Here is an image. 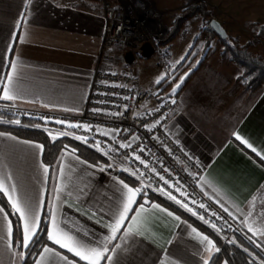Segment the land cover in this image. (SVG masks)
I'll return each instance as SVG.
<instances>
[{"label":"crops","instance_id":"0c3cea01","mask_svg":"<svg viewBox=\"0 0 264 264\" xmlns=\"http://www.w3.org/2000/svg\"><path fill=\"white\" fill-rule=\"evenodd\" d=\"M151 1L170 24L186 7L183 0ZM204 1L212 17L225 27L230 36L242 43L255 36L252 23L264 25V0ZM102 3L103 0H0V75L10 70L11 60L17 59L22 97L6 102L22 107L72 109L71 112L84 108L95 68L99 63L108 65L105 51L101 49L106 26ZM22 14L27 17L26 23L21 20ZM202 24L203 21L196 16L186 25L182 35L193 40ZM191 30L190 35L188 31ZM21 34L25 35L23 43L19 39ZM250 49L258 51L253 46ZM221 61L211 56L206 58L189 82L181 86L170 127L204 165L201 191L235 221L244 234L264 246V159L236 139L239 135L264 154V87L247 92L236 81L240 74L238 67L229 58ZM5 133L16 137V140L0 137V175L11 174L13 182L23 189L24 195L36 201L43 187L45 203L46 200L49 203L53 196L52 188L58 182L54 177L59 173V163L63 159L65 172L59 182L66 188L57 201L61 205L60 218L78 221L96 238L109 234V229L97 220L102 218L104 223L112 222V217L105 212L119 196L116 181L122 180L129 187H137L114 171L117 162L96 164L75 154L79 160L87 162L81 164L70 155L62 157V153L70 152L63 150L50 168L43 161V153L21 143L40 142ZM41 163L49 167L46 185ZM101 166L105 167V171L99 170ZM123 169L133 173L132 167L122 162ZM153 204L159 205V208H153ZM140 205H144L138 217L142 234L132 235L125 242L119 239L123 235L121 228L117 233L118 239L109 245L112 248L117 243L121 244V248L113 254V264H161L162 260L171 264H204L205 259L210 262L216 251L206 252V242L202 244L192 228L207 236L215 245L207 232L154 200L151 195L137 196V203L132 207L137 209ZM0 207L3 206L0 204ZM101 208L105 212H101ZM85 209L89 213L97 211V217L89 218V215L82 214ZM168 212L172 215L169 216ZM249 212H252L251 216ZM132 215H135L134 211L129 213V219ZM9 220L12 221L10 215ZM127 223L128 220L125 225ZM253 232L256 234L253 235ZM21 234L22 241V229ZM0 237V264H24V260L13 257L7 249L3 214H0ZM12 243L17 253L24 251L16 249L14 224ZM46 245L67 256L74 264H86L67 249H61L52 242ZM44 246L27 264H35ZM104 264L107 262L104 261Z\"/></svg>","mask_w":264,"mask_h":264},{"label":"built area","instance_id":"2783aa9c","mask_svg":"<svg viewBox=\"0 0 264 264\" xmlns=\"http://www.w3.org/2000/svg\"><path fill=\"white\" fill-rule=\"evenodd\" d=\"M102 8L106 18L102 51L111 47L140 50L144 42H150L156 49L164 38L166 27L161 12L151 0H103ZM211 30L210 22H204L199 38L207 39ZM175 104L174 95L146 89L133 71L99 63L81 111L12 104L4 106V110L16 117L39 120L48 127H59L72 138L87 137V143L74 139L105 155L108 162H117L116 172L122 171V162L131 166L137 187H143L146 196L151 192L161 195L209 230L220 234L225 241H232V235L241 232L240 227L201 191L204 165L170 127ZM56 120L64 123L57 124ZM69 124L87 125L90 130L69 128ZM137 156L139 159L135 158ZM169 195L175 196L180 203ZM184 204L187 208L182 206ZM201 204L204 207H200ZM189 208L192 211H188Z\"/></svg>","mask_w":264,"mask_h":264},{"label":"snow or ice","instance_id":"6c2138e0","mask_svg":"<svg viewBox=\"0 0 264 264\" xmlns=\"http://www.w3.org/2000/svg\"><path fill=\"white\" fill-rule=\"evenodd\" d=\"M30 2V0H29ZM27 7V4L25 5ZM21 20L23 22H27V17L22 14ZM17 27H20V22L17 23ZM16 38L15 33L13 34V39ZM20 42L23 43L25 40V35L21 34ZM11 47H9L8 51L11 52ZM18 63L17 59H13L10 61V70L6 73L0 75V88H2V92H0V100L3 101H16L21 99V90L18 85ZM187 76V73L185 74ZM185 77H181V83H183ZM163 77H160L156 83H160ZM180 87V84H176L172 89V92L175 93L176 89ZM47 107V105H45ZM65 111H70L72 109H64ZM57 124H63L64 121L56 120ZM0 123H11L15 125L20 124L19 119L13 120H3ZM159 123V121H157ZM69 128H83L84 131H89V127L87 125H78V124H69L67 125ZM155 125H153L154 127ZM34 127L39 128L40 125H34ZM47 130V129H46ZM70 135L67 132H58L53 135L52 132H49V136L53 141L57 139L58 136ZM0 137H4L10 140H16V137L9 136L5 132H0ZM81 142L87 143L88 138L85 136H75L74 137ZM237 140H241V143H244L248 148H250L253 152H255L261 159H264V154L257 151L255 147L249 144L246 140H242V138L237 135ZM26 145H29L32 148L38 149L40 153H43L44 146L41 144H33L30 141H21ZM130 145H121V147H129ZM97 150H99V145H96ZM67 149V145L65 146ZM143 151V149H141ZM75 149H72L68 153H62V157L67 154L75 158L81 164L87 163L86 161L79 160V157L75 156ZM139 159V157H135ZM143 163V161H141ZM88 167H94L93 165H88ZM107 167H112V165H108ZM147 167V165H145ZM40 168L43 170L44 174V184L48 183V174L49 167L45 164L41 163ZM100 171H105V167L101 166ZM127 171V169H123ZM65 172V164L63 159H61L59 163V173L56 174L54 179L58 182L52 188L53 196L50 202L47 205V213L44 217V222L42 223L41 212L45 208V199L44 192L45 189L42 187L40 192V198L38 201L28 198L24 195L23 189L18 187L16 183L13 182V176L11 174L8 175H0V193L3 194L4 197L7 198L8 205L11 209V214L17 217V231L19 232L22 229L23 239L22 241L17 240L16 247H22L24 251H20L17 253L13 249V222L9 220V213L5 211L3 207H0V214H3L4 221V231L6 233L7 239V249L13 255V257H18L20 261L25 259L26 250H29L31 246L38 242L39 233L44 231L45 228L47 230V238L53 244L58 245L61 249H67L68 252L72 253L74 256L78 257L80 261H85L86 264H101V261H106L107 264H113L114 256L113 254L117 252L118 249L121 248V244L117 243L112 248H109V245L113 240L118 239L117 233L120 232L121 228H123V235L119 237L120 240L127 241V238L135 235L142 234L139 231V221L138 217L144 209V205H140L139 208L133 209V205L137 203V196L143 194L145 197L147 195L146 192L143 191V187L132 188L129 187L127 183L122 180H117V184L119 187L116 191L119 193L118 197H115L116 203L110 204L107 208L106 212L103 208L100 209L101 212H105L106 215H110L112 217L111 223H104L102 218L97 220V223H103L105 227L109 229V234L103 236L102 238H96L94 233H91L88 229L83 228L79 225L78 221H73L68 218L61 219L59 216L60 206L57 204V201L60 199V194L65 191L66 185L59 182V178L64 175ZM135 175V173H132ZM143 176V173H140V177ZM115 179V178H114ZM163 179V177H161ZM167 184L168 182L165 181ZM150 186V185H149ZM171 187V185H169ZM159 191H163V189H159ZM169 198L172 200H176L175 196L169 195ZM62 203H67V201H63ZM147 203V200H145ZM176 203H180V201L176 200ZM187 208V205H182ZM153 208H159V205L153 204ZM200 207H204L203 204ZM135 212V215H132L129 219V213ZM160 211H165V209H160ZM188 211H192L190 208ZM82 214L89 215V218H96L97 211L92 210L89 213V210L85 209ZM169 216L172 215L171 212L167 213ZM196 215L195 212L192 213ZM252 215V212H249V216ZM203 219V217H200ZM179 219V217H176ZM128 220L127 225H125V221ZM208 223L207 220L204 221ZM215 228V225H212ZM249 230L252 231L251 226H249ZM219 231V229H217ZM192 232L196 234V236L200 239V242L204 244L206 242L205 251L211 253L213 250L219 252V248H216L213 241L210 240L207 236H202L195 228H192ZM79 234V235H78ZM256 232H253L255 235ZM2 238V237H0ZM230 243H235V241H229ZM259 247V245H257ZM74 264L72 260H70L67 256L62 255L59 251L48 247L45 245L42 251L39 253L38 258L35 261V264ZM161 264H171V262L167 260H162ZM204 264H209V260L205 259Z\"/></svg>","mask_w":264,"mask_h":264},{"label":"trees","instance_id":"16d2710c","mask_svg":"<svg viewBox=\"0 0 264 264\" xmlns=\"http://www.w3.org/2000/svg\"><path fill=\"white\" fill-rule=\"evenodd\" d=\"M183 1L185 2L186 7L183 8L174 18L170 27H168L164 38L158 43V46L161 44H168L176 39L184 31L186 25L196 16L203 22L209 21L212 18V12L204 0ZM251 27L252 31L256 33V39L245 43H242L240 39L232 37L229 34L227 38H222L217 35L214 30H211L208 33L207 39V45L211 44L212 41L217 40L220 45V53L224 56H228L231 62L238 67L240 74L236 77V81L247 92H254L264 87V55L250 49L253 42H257L258 38L264 37V25L261 23H252ZM199 47L200 40L198 34L193 38L192 44L188 49V53ZM205 60L206 57H204L195 70H193L184 84L189 82V80L197 73L200 67L204 64ZM181 88L176 92V96L179 95ZM8 104V102L0 100V121L19 119L20 124L15 125L11 123H0V131L10 132L19 137L40 142L44 146L43 161L50 168L53 167L58 156L63 150L71 151L72 149L76 150L75 154L77 156L88 162L96 164L108 163V159L105 155L68 135L58 136L57 139L53 141L49 136V132H52L53 135H55L56 133L61 132L59 127H48L45 123L32 118L16 117L4 110V106ZM37 124L40 125L39 128L34 127V125ZM66 145L67 149L65 148ZM119 175L130 184L137 186V180L130 173L120 171ZM149 195H151L154 200L161 202L179 213L181 216L192 221L213 238L216 248H219V252L214 253L209 264H222L223 262H226L227 264H264V246L256 244L246 234L238 232L232 235V241H235V243L225 241L220 234L209 230L183 210L167 201L161 195L153 192ZM0 204L4 207L7 213H9L13 221L14 242L16 246L17 240L21 241L22 238L21 230L19 232L17 231V217L11 214V209L2 193H0ZM47 205L48 201L46 200L45 208L42 213V223L44 222V217L47 213ZM50 243L51 242L47 238V230L45 228L44 231L39 233L38 242L34 243L29 250H26L24 264H27L29 260L33 259L38 254L42 246ZM257 245H259V247ZM16 249L21 250L22 247H16ZM101 264H104L103 260L101 261Z\"/></svg>","mask_w":264,"mask_h":264},{"label":"rangeland","instance_id":"374dc122","mask_svg":"<svg viewBox=\"0 0 264 264\" xmlns=\"http://www.w3.org/2000/svg\"><path fill=\"white\" fill-rule=\"evenodd\" d=\"M153 1L156 2L157 0ZM158 1L162 2V0ZM161 16L166 27V34L167 29L171 24L167 22L162 12ZM188 32L191 35L192 30ZM200 32L201 28L195 33V35H198ZM182 34L184 33H181L176 39L168 44L159 45L151 56H143L139 48H134V60L130 63H126L123 58L125 50H121L116 47L107 48L105 49V55L107 56L106 62L108 63L107 67L116 68L118 70H131L139 76L142 85L146 89L153 92L160 90V93L174 95L177 99L176 93H173L172 89L176 84H180V87L175 91L177 92V90L184 85L186 79L190 76L193 70H195L204 57L209 58L211 56L214 57V59L218 58L224 62L228 59V57L225 58V56L220 53V45L217 40H214L211 44L207 45L208 38H199L200 47L195 48L188 53V49L193 40H191L189 36L187 37ZM254 39H256L255 36L249 41ZM251 46L254 47V50H258L255 52H259L264 55V37L258 38L257 42H253ZM186 73L187 76H185ZM160 77H163V79L160 80V83H156ZM181 77H185L183 83H181ZM117 173L119 174V172ZM130 174L132 175V173ZM241 233L243 232L241 231Z\"/></svg>","mask_w":264,"mask_h":264},{"label":"water","instance_id":"95a60500","mask_svg":"<svg viewBox=\"0 0 264 264\" xmlns=\"http://www.w3.org/2000/svg\"><path fill=\"white\" fill-rule=\"evenodd\" d=\"M213 30L222 38H227L228 33L225 27L215 18L209 20ZM140 52L143 56H151L155 52V47L150 42H144L140 46ZM124 59L126 63H130L134 60L133 50L128 49L124 52Z\"/></svg>","mask_w":264,"mask_h":264}]
</instances>
